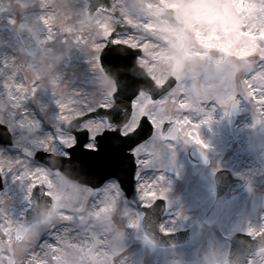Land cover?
I'll use <instances>...</instances> for the list:
<instances>
[{
	"label": "rangeland",
	"instance_id": "1",
	"mask_svg": "<svg viewBox=\"0 0 264 264\" xmlns=\"http://www.w3.org/2000/svg\"><path fill=\"white\" fill-rule=\"evenodd\" d=\"M65 1L68 2L67 15L61 8ZM113 1L127 22L146 26L149 34L148 40L142 36L139 39L123 36L116 41L131 47L141 43L143 49L149 48L147 70L157 83H162L171 73L180 77L175 88L157 102L151 103L141 94L129 124L123 129L131 132L144 114L153 124L151 139L137 149L136 164L140 166L135 177L143 204L152 203L156 197H161V192L166 196L161 230L174 232L201 220L214 199L211 177L217 169H231L251 181L250 191L228 202L215 223L210 228L202 225L199 235L190 244L161 254L155 250L150 254L153 261L145 264H201L200 257L206 246L209 247L206 250L211 251L208 264H222L226 250L220 248L227 238L236 232L255 235L264 229V70L259 80L252 79L250 87L243 85L245 80H240V74L235 70L227 71L228 75L224 73V77H220L228 76L222 98L216 99V103L203 102L209 98L202 97L206 93L201 88L204 87L200 85L202 82L188 80L187 77L194 74L182 70L183 63L179 59L185 56L184 52L172 49L183 33L169 29L158 16L164 9L178 7L186 1L190 4L186 25L193 31L197 28L210 31L211 25L221 29L222 7L226 8L225 3L231 0ZM245 1L257 2L258 8H263L260 4L263 0ZM86 7L84 0H0V56H10L9 62L0 58V124L7 126L14 143L19 146L63 156L59 151L60 139L65 144L73 141L71 135L55 129L58 123L99 105L107 103L110 107L112 104L113 83L104 77L95 57L115 23L111 16L100 11L87 19ZM251 16L249 20L254 17V10ZM263 17L261 29L254 25L255 31L264 32ZM26 26L43 42L34 57L23 53L16 35L17 27ZM247 44L249 48L254 43ZM259 44L264 46V41ZM167 46L163 51L162 48ZM238 94L241 96L237 101L242 107L238 125L242 135L232 141L226 115L230 101ZM172 98L174 102H171ZM164 121L177 123L178 138L175 141L160 137L159 129ZM105 127V122L93 121L81 128H90L95 135ZM201 146L210 158L209 164L206 167L188 165L187 150H199ZM0 175L6 177L5 191L0 193V247L12 245L16 264H55L52 251L57 247L52 243L80 251L88 233L93 238L99 237L100 241L119 244L114 247L122 248L127 255L119 256L118 264L129 261L143 264L146 245L141 243L142 216L126 205L116 185H110L112 191L105 192L94 204L91 197L96 196L95 192L69 183L58 172L47 171L41 164L18 153H10L1 146ZM45 179L50 182L47 192L54 198L55 212L45 222L31 226L22 239L15 240L13 231L19 227L28 208L27 192L32 185ZM65 220L71 223L62 226ZM101 220L125 231L115 233V229H107ZM45 230L49 232V242L37 246L38 238ZM157 257L161 261H156ZM249 263L264 264V252L255 255Z\"/></svg>",
	"mask_w": 264,
	"mask_h": 264
},
{
	"label": "snow or ice",
	"instance_id": "2",
	"mask_svg": "<svg viewBox=\"0 0 264 264\" xmlns=\"http://www.w3.org/2000/svg\"><path fill=\"white\" fill-rule=\"evenodd\" d=\"M140 81L132 75H128V83L126 89L128 94L119 95L118 93L124 92L125 89H118V93L113 94V100L117 103H124L128 101L126 110L121 112L120 110H109L107 103L100 105L99 108L92 109L90 113L85 114L86 120H92L96 122L99 118V123L103 124L105 120L109 127H105L102 132L95 135L92 134L90 128L82 129L72 134V143L65 144L61 138L59 141V151L62 152L65 162H73L78 166L79 174L84 176H99L102 177L98 184H92L88 180H81L79 176H74L71 179L75 181L77 185H82L86 189H91L96 193V196L91 197L92 202L95 204L96 200L100 199L105 192H111L110 185H118V182H108L111 176H116L120 171L124 169L125 157L122 154L123 141L125 139H132L135 141L137 147L132 148V154L137 159L136 152L139 145L143 141L153 135L154 127L151 120L147 117H141L136 127L131 132L124 131V125L132 118V114L135 110V105L144 91L139 85ZM97 109H103V112L97 111ZM9 129L6 125H0V146H11V139L5 135ZM203 143L202 141H197ZM204 147H207L204 145ZM36 158L42 159V153H34ZM140 165L138 164L137 167ZM59 173H64V169H56ZM0 192H4L6 188V177L0 175ZM35 189L34 195L39 194V189L33 186ZM147 195V194H145ZM155 195V194H153ZM161 197L166 199L164 193L161 192ZM44 199L50 197L45 194ZM144 197H142L143 199ZM149 206L150 205H146ZM70 215V213H65ZM75 218V217H74ZM71 223L70 220H65L62 226H67ZM135 227L136 225L133 224ZM49 242V232L45 230L38 238L37 246L46 245Z\"/></svg>",
	"mask_w": 264,
	"mask_h": 264
},
{
	"label": "water",
	"instance_id": "3",
	"mask_svg": "<svg viewBox=\"0 0 264 264\" xmlns=\"http://www.w3.org/2000/svg\"><path fill=\"white\" fill-rule=\"evenodd\" d=\"M88 3L90 4V13H92L95 8L98 5V2L97 0H87ZM102 8H105V9H112V6L109 2H107L106 5H101ZM20 32V35L26 45V48L27 50L33 54L35 52V49L36 47L39 45V42L37 41V38L35 36H28L27 35V32H28V29H25V31H19ZM104 66V65H103ZM104 72L111 76L110 72H107V70L105 69V66H104ZM114 78L116 79V77L114 76ZM117 81V89H124V87L121 86V83L120 81H118V79H116ZM117 93H118V90H117ZM119 95H121V97L123 95H126L125 91L124 92H121V93H118ZM116 103V106L117 107H126L127 106V103H129L128 101H125V105H120L119 103L115 102ZM126 109V108H125ZM100 112H103V111H100ZM234 115L236 114V111H234L233 113ZM78 125L74 126V127H68L66 128V130H73V128L77 127ZM65 174L69 177H71L69 175V173L65 172ZM39 189V194L38 195H34L32 196V199H31V204H32V209L30 211H28L27 213V216H26V219L24 221V227L27 226L28 224H30L31 222L35 221V220H40L42 218H44L47 214L50 213V207L47 206V202L49 201V199H44L43 198V187H40L38 188ZM219 204H216L214 206V208H212V210L208 213L207 215V218L208 219H212L217 210H218V207ZM155 222L157 223V219H155ZM23 232V229L19 230L18 231V235H21ZM193 233V232H191ZM188 235V233H187ZM183 236L182 235H177V237H165V238H170V240H177V239H181ZM157 241H159L158 239H156ZM185 240H186V237H185ZM184 242V241H183Z\"/></svg>",
	"mask_w": 264,
	"mask_h": 264
},
{
	"label": "flooded vegetation",
	"instance_id": "4",
	"mask_svg": "<svg viewBox=\"0 0 264 264\" xmlns=\"http://www.w3.org/2000/svg\"><path fill=\"white\" fill-rule=\"evenodd\" d=\"M92 243V242H90ZM88 243V245H90ZM99 244V243H98ZM103 254V251L99 246L97 247H86L82 252L81 258L75 259L77 264H95V262L100 259V256ZM80 261V263H79Z\"/></svg>",
	"mask_w": 264,
	"mask_h": 264
},
{
	"label": "bare ground",
	"instance_id": "5",
	"mask_svg": "<svg viewBox=\"0 0 264 264\" xmlns=\"http://www.w3.org/2000/svg\"><path fill=\"white\" fill-rule=\"evenodd\" d=\"M67 7H68V2H64L63 3V6L61 8H63V11L64 13L67 15V12H69L67 10ZM69 9V8H68ZM42 13H44L45 11L44 10H40ZM5 52V51H4ZM1 60H5L6 62H9L10 61V56L8 54H3L2 56H0ZM0 81H1V78H0ZM37 143H40V141H36ZM41 144V143H40Z\"/></svg>",
	"mask_w": 264,
	"mask_h": 264
}]
</instances>
